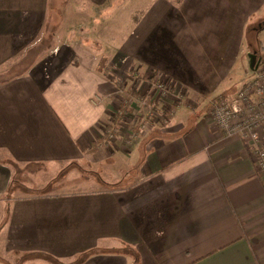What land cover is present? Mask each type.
<instances>
[{
    "label": "crops",
    "instance_id": "obj_1",
    "mask_svg": "<svg viewBox=\"0 0 264 264\" xmlns=\"http://www.w3.org/2000/svg\"><path fill=\"white\" fill-rule=\"evenodd\" d=\"M48 4L0 0V264H264V177L209 104L240 88L264 0H151L106 53L63 41L21 68ZM179 92L172 116L147 121ZM70 165L94 188L8 196L21 169L50 186Z\"/></svg>",
    "mask_w": 264,
    "mask_h": 264
},
{
    "label": "rangeland",
    "instance_id": "obj_2",
    "mask_svg": "<svg viewBox=\"0 0 264 264\" xmlns=\"http://www.w3.org/2000/svg\"><path fill=\"white\" fill-rule=\"evenodd\" d=\"M149 1L151 0H110L108 2L109 6L104 5L102 10V8L97 9L94 6L90 7L89 3H78L79 6L81 5L82 7L79 9L74 2L69 0H49V13L44 26L43 38H40L41 43L32 52L27 51L20 56L22 58H27L21 63V68H25L36 53L43 54L49 51L51 45H56L63 41L68 43H86L89 44V46L96 47L98 55L106 53V48H108L109 45L115 46L117 42L128 33L127 29L129 30L133 22L134 25L140 23L141 12L149 4ZM70 9L72 10L70 11ZM262 26L263 23H254L252 26L254 27L252 34L254 41L252 40V44L255 48H248L252 53L259 49L262 52L264 51V30H262ZM247 35H249V33H247ZM102 41L103 45L100 51V42ZM248 55L249 54L246 53L243 57V62L239 64L242 73L239 75L238 81L235 82L234 87H240L245 81H248L252 77V69L250 68ZM15 71H17V69L12 72L15 73ZM122 82L130 83V78L122 77ZM234 87L233 90H235ZM109 135H112L111 132H109ZM29 168L27 170L21 169L23 170L22 172L19 171L16 173L11 184L13 193L10 192L8 196L22 197L51 191L58 193L83 191L91 190L95 186L91 184V178L93 176L92 170L86 167H83L84 170L78 167L76 168L75 165L64 167L51 177L49 183L52 182V185L50 186L34 183L29 174H31V172L35 173L36 170V172H39L42 169ZM32 168L36 167L33 166ZM47 176L43 177V179ZM83 181H88V183H82ZM31 259L34 258H28V260ZM31 261H29L28 264L31 263Z\"/></svg>",
    "mask_w": 264,
    "mask_h": 264
},
{
    "label": "built area",
    "instance_id": "obj_3",
    "mask_svg": "<svg viewBox=\"0 0 264 264\" xmlns=\"http://www.w3.org/2000/svg\"><path fill=\"white\" fill-rule=\"evenodd\" d=\"M257 62L258 66L252 70V77L240 86L233 97L210 101L209 104L210 115L216 127L225 136H239L245 142L251 155L256 157L257 167L264 177V55ZM153 91L158 93V98L163 97L167 91L166 83L161 78H156ZM184 99V94L179 92L173 105L161 110L151 108L147 121L172 116ZM140 102L147 106L150 99Z\"/></svg>",
    "mask_w": 264,
    "mask_h": 264
},
{
    "label": "water",
    "instance_id": "obj_4",
    "mask_svg": "<svg viewBox=\"0 0 264 264\" xmlns=\"http://www.w3.org/2000/svg\"><path fill=\"white\" fill-rule=\"evenodd\" d=\"M256 52L254 53H250L248 56H249V60H250V68L252 70L256 69L257 66H258V62L256 61Z\"/></svg>",
    "mask_w": 264,
    "mask_h": 264
},
{
    "label": "trees",
    "instance_id": "obj_5",
    "mask_svg": "<svg viewBox=\"0 0 264 264\" xmlns=\"http://www.w3.org/2000/svg\"><path fill=\"white\" fill-rule=\"evenodd\" d=\"M262 29H264V27H263ZM109 71H110V70H109Z\"/></svg>",
    "mask_w": 264,
    "mask_h": 264
}]
</instances>
